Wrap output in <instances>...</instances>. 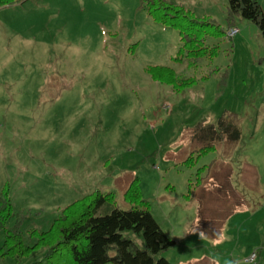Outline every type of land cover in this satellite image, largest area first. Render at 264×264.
Instances as JSON below:
<instances>
[{"label":"rangeland","instance_id":"374dc122","mask_svg":"<svg viewBox=\"0 0 264 264\" xmlns=\"http://www.w3.org/2000/svg\"><path fill=\"white\" fill-rule=\"evenodd\" d=\"M168 1L222 29L206 38L213 57L174 61L178 31L154 21L142 0L0 8V195L6 190L11 203L0 246L17 219L24 235L46 231L85 195L112 193L105 209H128L124 193L137 179L136 193L175 240L159 256L171 264H264L263 38L240 17L239 32L225 36L227 0ZM154 66L192 81L176 91L151 77ZM227 114L240 138L197 155L206 141L192 137L195 126ZM253 207L259 219L250 228ZM45 250L0 264H29ZM254 250L256 260L247 261Z\"/></svg>","mask_w":264,"mask_h":264},{"label":"trees","instance_id":"16d2710c","mask_svg":"<svg viewBox=\"0 0 264 264\" xmlns=\"http://www.w3.org/2000/svg\"><path fill=\"white\" fill-rule=\"evenodd\" d=\"M22 1L0 0V8ZM142 1L154 21L178 31L180 47L174 61L194 66L202 58H211L216 54V47L206 44L207 37L222 35V29L214 22L194 17L189 10L168 0ZM227 8L229 26L234 25L236 17L249 20L258 27L264 41V12L258 0H227ZM148 71L154 80L172 84L177 90L192 81L188 78L178 79L174 70L167 66L149 67ZM192 137L206 141L197 151V155H200L214 150L215 141L238 140L240 128L234 114L221 115L216 123H198ZM190 159L191 155L184 162L188 164ZM136 182L137 179H134L124 193L130 199L128 209L112 206L106 210L104 206L113 202V195L97 192L65 206L46 231L32 230L24 235L17 219L11 228L4 229L0 257L8 255L19 258L45 247L43 255L29 264H171L159 254L174 246L175 240L162 230L149 211L147 202L140 199L136 193ZM10 215V198L3 190L0 195V228ZM127 231L141 238L140 246L125 235Z\"/></svg>","mask_w":264,"mask_h":264},{"label":"built area","instance_id":"2783aa9c","mask_svg":"<svg viewBox=\"0 0 264 264\" xmlns=\"http://www.w3.org/2000/svg\"><path fill=\"white\" fill-rule=\"evenodd\" d=\"M239 32L238 28L236 26H229L225 31V36L227 38H232ZM257 257V251L254 250L247 258L246 260L249 262H254Z\"/></svg>","mask_w":264,"mask_h":264},{"label":"crops","instance_id":"0c3cea01","mask_svg":"<svg viewBox=\"0 0 264 264\" xmlns=\"http://www.w3.org/2000/svg\"><path fill=\"white\" fill-rule=\"evenodd\" d=\"M233 26H235V25H233ZM236 27H237V26H236ZM196 187H197V186H196ZM196 189H197V188H196ZM238 202H241V204H242L243 201H242L241 199H239ZM248 209H249V208H247V209H246V208H239L238 211H240V212H241V211H242V212H245V211L248 210ZM252 210H254V211L251 213L252 215H250V218H249V219H250V220H249V221H250V222H249V224H250V228L253 227L252 225H253V223H255V220L259 219V217L254 218V216H256V214H258V212L255 211L256 209L253 207ZM238 244H239V242H237L236 246H237ZM253 248H254V247H253Z\"/></svg>","mask_w":264,"mask_h":264}]
</instances>
